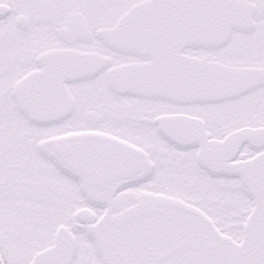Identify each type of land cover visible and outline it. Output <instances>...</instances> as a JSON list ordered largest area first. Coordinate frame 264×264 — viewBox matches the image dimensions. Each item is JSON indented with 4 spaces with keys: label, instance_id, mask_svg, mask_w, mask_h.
Returning <instances> with one entry per match:
<instances>
[{
    "label": "snow or ice",
    "instance_id": "obj_1",
    "mask_svg": "<svg viewBox=\"0 0 264 264\" xmlns=\"http://www.w3.org/2000/svg\"><path fill=\"white\" fill-rule=\"evenodd\" d=\"M0 264H264V0H0Z\"/></svg>",
    "mask_w": 264,
    "mask_h": 264
}]
</instances>
